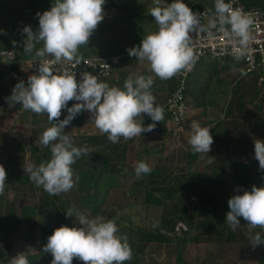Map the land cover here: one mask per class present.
Here are the masks:
<instances>
[{
  "label": "clouds",
  "instance_id": "1",
  "mask_svg": "<svg viewBox=\"0 0 264 264\" xmlns=\"http://www.w3.org/2000/svg\"><path fill=\"white\" fill-rule=\"evenodd\" d=\"M106 0H53L50 10L37 13L38 30L30 25L22 29L26 35L23 51L38 62V74L16 83L12 94L6 98L11 105L20 104L24 110L37 115L47 113L51 127L43 131L40 143L50 147V159L39 165H24V172L30 181L49 196L67 193L75 186L74 165L79 158L89 155L86 146H75L73 138L65 132L72 120L82 111L90 114V122L107 135L108 140L119 143L121 138L131 140L142 133L152 132L158 122L164 121V109L156 103L152 92V76L130 74L123 87L110 86L100 77L84 71L77 80L76 73L65 69L53 74L51 64H79V49L87 46L90 37L105 17ZM155 6L148 11L154 18L157 30L143 36L138 46L127 49L130 57L147 62L150 71L161 80H168L183 72L191 71L197 54L194 51L193 35L207 32L213 36V29L229 38L231 54L240 61L254 40L250 14L233 8L231 2L214 0V8L209 9L212 19L207 24L201 22V13L193 12L184 0H173L161 6V0H154ZM3 33V30H0ZM17 44L13 41V45ZM37 45H42L37 47ZM47 57H51L49 60ZM31 63V61H29ZM70 101H75L68 107ZM62 110L67 111L60 119ZM153 123L144 125V115ZM214 143L210 127L198 122L191 125L188 144L193 154L203 157L211 151ZM254 158L259 169L264 170V140L254 141ZM210 157L208 163H213ZM151 167L146 162H138L135 167L137 179L150 174ZM7 173L0 164V194H3ZM235 195L228 200L229 211L225 223L235 232L240 227V218L247 222L246 233L250 246L264 244V186L252 185L251 190ZM75 217L79 227L61 225L48 237L43 252L51 253V264H73V260L83 264H125L133 256L129 238L120 234V229L112 219L97 215L88 218L66 211V217ZM254 229L261 231L253 232ZM8 264H29L25 252L9 259Z\"/></svg>",
  "mask_w": 264,
  "mask_h": 264
},
{
  "label": "rangeland",
  "instance_id": "2",
  "mask_svg": "<svg viewBox=\"0 0 264 264\" xmlns=\"http://www.w3.org/2000/svg\"><path fill=\"white\" fill-rule=\"evenodd\" d=\"M110 1L121 9H125L130 15H136L137 19L130 39L134 37L131 40L142 39L143 36L154 32V18L148 11L155 6L154 0ZM35 2L38 12L42 14L44 11L50 10L53 0H35ZM195 3L206 8L214 6V0H187L188 6ZM27 10L28 4L25 1L18 0L11 3L9 0H0V30H3V33H0L1 51L3 48L15 51L17 50V44L18 46L23 45L26 35L22 33V29L28 24ZM117 17L120 18L121 15H117ZM111 18L116 19L115 16H111ZM2 21L5 24H2ZM37 21L38 28L39 20ZM102 23L104 25V19ZM33 31H36V29H33ZM13 41L17 42L15 46ZM41 46L37 45V47ZM107 52L99 51L89 54L93 56H110V53ZM20 53L23 54L24 51ZM79 55L87 56L83 53ZM25 56L31 58L29 54ZM229 60L220 61L221 64L218 68L213 65L214 62L202 60L193 76L194 80L197 81L198 89L208 86L207 96L213 99L214 103H208L207 108L202 109L197 106L198 102L195 98L189 97L190 113L183 126L179 129H170L168 122L167 126L163 128L162 134H154L151 139L144 138L142 134V137H135L132 143H128L127 166L129 165L132 169L130 172L134 171L138 162L141 161L146 162L152 170L165 168L169 170L168 174L171 172L170 177L161 178L155 183L158 184L157 187L160 191L157 196L165 199L169 207L167 215L173 221L174 232L170 234L163 232L166 237L164 241L161 244L149 246L140 264H259L261 248L259 245L255 248L250 246L248 238L244 243H227L218 238L207 239L203 237L200 238L203 242H195L198 235L196 221L201 217L194 211V207L200 204L199 198L194 196V189L197 186H203L214 196H218L222 202H228L232 197L227 192L219 195V185L213 183L212 173L221 171V167L224 165L229 187L234 188V190L239 188L240 194L244 190H251L252 185L257 187L264 185V170L259 169L258 161L254 158V141L259 136L255 133L247 115V112L253 108L248 104L252 93L261 88L258 85V74L247 75L244 73V69L228 65ZM239 63L241 62L239 61ZM236 84L239 88L235 92L232 89L236 88ZM7 94L3 99L0 98V118L4 119L0 122V164L3 165L5 170L9 169L6 168L4 162L6 159L4 145L11 147L12 151L18 155H25L24 165H27L32 163V145L43 146L40 143V137L44 130L51 127V124L47 122V114L36 115L22 109L20 104L13 106L6 100L12 93ZM73 103L70 101L68 106L71 107ZM83 114H85L84 111L78 114L75 120ZM66 115L67 111L62 110L60 119H64ZM193 122L210 127L214 143L208 155L204 154L201 157L198 154L197 163L189 168L187 154L193 152L188 144V139L191 135ZM173 131L176 134H173ZM65 132L67 131L65 130ZM226 132L230 134L233 140L225 139ZM96 133L102 134L93 123L88 122L82 128L68 130L67 134L75 137L86 134L98 135ZM48 148L50 149V147ZM210 157L214 159L211 164L208 163ZM36 159L37 162L34 163L36 165L45 162L40 156ZM241 171L242 174L239 173ZM137 183L138 180L133 179L131 187L136 186ZM42 192H44L43 188H37L23 169L18 177L17 173L13 171H11L10 176L7 175L5 189L1 196L5 197V208H9L10 204L15 201L17 218L23 207L41 204ZM89 192L90 196L94 194V190ZM171 193H176L174 199L168 200ZM235 194H237L236 191ZM57 197L60 199H55L53 201L54 205L42 209L41 217L37 220L39 225L33 241L24 240L23 235L26 236L25 234L13 238L11 253H7L5 249H2L3 245L0 244V250L5 253L4 258L0 260V264H8L10 258L21 252H25L27 258L36 256L35 264H51L53 259L51 253L43 252V247L47 244L44 238L46 218L48 214H52L58 219L60 225L78 226L79 224L74 216L66 217V211L70 207L74 209V213L83 214L88 218L100 215L106 219L121 222L124 226L129 224L139 226L141 218H145L142 213L143 209L139 207H124L121 210L116 206L112 208L111 205H121L122 203L124 205L127 202L125 201L126 198L119 192L118 183L106 186L97 204L98 208L96 206L81 208L82 205L79 204L80 191L76 187ZM130 202L132 203L133 200H130ZM240 222L247 226V222L242 217ZM252 231L261 230L254 229ZM73 264H83V262L74 259Z\"/></svg>",
  "mask_w": 264,
  "mask_h": 264
},
{
  "label": "trees",
  "instance_id": "3",
  "mask_svg": "<svg viewBox=\"0 0 264 264\" xmlns=\"http://www.w3.org/2000/svg\"><path fill=\"white\" fill-rule=\"evenodd\" d=\"M18 0H9L14 3ZM25 1L28 4V10L26 12V18L28 24L32 29H37L38 26V7L35 0H20ZM226 1V0H225ZM246 8H262L264 6V0H242ZM173 0H161V6H166ZM187 4V0H184ZM192 10L201 7L195 3L189 6ZM214 6L209 9H213ZM118 14L121 15V20L126 25L127 31L132 28L137 19L136 15L128 13L125 9L120 7H114ZM26 26V25H25ZM21 52V51H20ZM18 53V57L22 58ZM220 61H215L214 66L218 68ZM231 67L238 66L244 69L246 74V66L244 63H239L234 59H230L227 62ZM198 68V67H197ZM2 74H5L3 69H0ZM194 71L188 82V89L186 94L188 97H193L197 100L198 105L202 109H206L208 103H214L213 99L208 98L207 91L208 86L198 89L197 81L194 80ZM7 74V73H6ZM171 87L169 96L175 90L174 81L168 80ZM206 86V85H205ZM233 88V91H238V85ZM168 96V97H169ZM252 109L247 112V115L251 121L255 133L259 136L258 139L264 140V87L258 88L252 93V96L248 102ZM191 104L189 102V108ZM69 107V106H68ZM1 116V115H0ZM170 119L168 108L164 109V121ZM47 122L48 119H47ZM150 124L149 118L144 119V125ZM84 125L83 119L78 117L66 126V131L73 128H80ZM143 136H147L149 132L142 133ZM225 139H231L228 132L225 133ZM75 146L81 147L86 146L88 148L89 155H84L72 165L74 170V181L75 186L80 191V203L81 208L86 206H96L100 201L103 191L106 186L112 183H118L119 192L126 198V203L120 205H111L112 208L116 206L118 209H124V207H139L142 208V213L145 218H141L140 225L134 226L129 224L127 226L122 225L121 222H116L120 229V234H126L129 238V243L132 248L133 256L130 261H126L125 264H140L141 259L147 252L149 246L154 244H161L166 238L163 232L170 234L174 232L173 221L167 215L169 207L166 204V200L162 197H158L159 191L158 184L155 182L161 178H167L171 176L168 169L158 168L151 171L150 174L142 176L140 179L136 178L135 169L130 172L129 165L127 166L129 144L134 139L125 141L121 138L119 143H111L107 135L102 133L98 135H82L72 137ZM233 140V139H231ZM4 154L6 159L7 175L11 171L17 173V177L20 175V171L24 169L25 155H18L12 148L4 145ZM226 152V151H225ZM50 149L44 146H34L31 148V161L36 163V157L40 156L43 160L47 161L50 159ZM199 158L198 154L188 153L187 164L189 168H192ZM221 171H217L211 174V179L214 184L219 185V195L227 192L229 195H235L234 188L229 187V180L227 179L224 172V165L221 167ZM242 174L243 172H239ZM11 178V177H10ZM138 180L136 186H132V180ZM264 186V185H263ZM133 190H132V189ZM148 188V189H145ZM151 188V189H150ZM158 189V190H157ZM91 190H94V194L90 196ZM43 198L40 205L23 207L20 211L19 217L16 218V205L15 201L10 204L9 208H5L4 205L5 197L0 194V244L7 253H11L13 250L12 239L19 237L23 234V239L27 241H33L36 235V229L39 223L37 220L40 219L42 209L50 207L55 199H60L57 196H49L45 191L42 192ZM176 193H171L168 200H173ZM194 196L199 198L200 204L194 207V211L200 215V219L196 221V230L198 235L196 236L195 242H203L200 238L213 239L218 238L224 240L227 243H244L247 239L246 233L248 232V226L240 222V227L233 232L226 221V213L230 210L228 202L220 201L218 196H214L205 187L197 186L194 189ZM130 200L133 202L131 203ZM130 202V203H129ZM78 204V203H77ZM78 204V205H79ZM96 210V209H95ZM60 222L52 214H48L46 218V231L44 234L45 240L48 242V237L53 234L54 230L60 227ZM173 226V227H172ZM74 227V226H71ZM75 227H79L75 226ZM261 235L264 236V231H261ZM261 248L259 264H264V244L259 245ZM5 256V253L0 250V260ZM30 264H35L37 257L28 258Z\"/></svg>",
  "mask_w": 264,
  "mask_h": 264
},
{
  "label": "built area",
  "instance_id": "4",
  "mask_svg": "<svg viewBox=\"0 0 264 264\" xmlns=\"http://www.w3.org/2000/svg\"><path fill=\"white\" fill-rule=\"evenodd\" d=\"M225 2H231L233 8H238L250 14L253 18L252 35L254 36V40L250 43L247 54L240 62L246 66L247 75L258 74V85L264 87V6L262 8H246L242 0H226ZM208 10L209 8L202 6L192 11L201 13V22L207 24L213 18ZM212 31L213 36H209L207 32L192 33L194 51L198 59L191 71L183 72L168 79L173 80L175 86V90L168 97L166 104L170 115V129H179L188 119L190 100L186 91L188 89V82L200 62L202 60L215 62L234 59L231 54L232 45L229 42V38L215 29ZM122 58L124 56L82 57L79 64H51L50 67L53 74H60L65 69L71 73H76L77 80L80 79L81 72L87 71L100 77L106 83H117L119 79L115 77V69L121 64ZM47 59L51 60L52 58L47 57ZM0 69H3L5 73L9 74L18 83L21 80H28V77L33 74H38V62L34 58H19L18 53L15 51L2 50L0 51ZM173 134H176V132L173 131Z\"/></svg>",
  "mask_w": 264,
  "mask_h": 264
},
{
  "label": "crops",
  "instance_id": "5",
  "mask_svg": "<svg viewBox=\"0 0 264 264\" xmlns=\"http://www.w3.org/2000/svg\"><path fill=\"white\" fill-rule=\"evenodd\" d=\"M103 7H104V12H105L104 25L101 22L98 25L97 29L94 31L93 35L90 37L88 45L82 46L79 49V54L83 53V55H87V56L80 55V57L82 58V57L124 56V58H122L121 60V64L115 69V77L118 78L119 81L117 83L108 82V84L110 86H117V87L122 88L124 81L130 74L134 76L136 75L152 76L154 79V85L152 88V92L154 96L156 97V103L160 105L163 109H165L168 96L171 90L168 80H161L158 77H156L150 71V66L148 65L147 62L138 61L136 57L129 56L127 49L133 46H138L141 43L142 39H139V40L136 39V41L131 40L134 36L130 39V36L132 35V31H133V26L130 30L127 31L126 25L124 27V24L122 23V20L120 19L121 17L120 18L117 17L118 12L117 10L114 9V7H118V6L112 4L110 0H106V3ZM111 16H115L116 19L111 18ZM2 24H5V22L2 21ZM36 30H38V28ZM156 30H157L156 23L154 22V31ZM16 49L17 50L15 51L17 52H20V51L23 52V45L18 46L17 44ZM2 50H5V49L3 48ZM99 51L100 52L108 51L107 53H110V56H93L89 54V53L94 54ZM23 54L20 55L23 59L33 58L32 56L31 58H27L25 56L26 53L24 55ZM24 82H25V85L27 86V80H25ZM16 83L17 82L9 74H6V73L2 74L0 70V98L3 99L4 97L8 95L7 93H12V90L14 86L16 85ZM27 111L31 112L29 110ZM84 113L85 114H83V116L80 115L79 117L83 119V123L86 125L88 122H90L89 121L90 114L87 111H84ZM147 118H149L150 123H153L151 118L145 114L144 119H147ZM3 120H4L3 118H0V122ZM168 122H169L168 119H166V121H163V122H158L156 128L152 132H149L147 136H144V138L151 139L153 138L154 134H162L163 128L164 126H167L166 124H168ZM137 137L138 138L142 137V134L141 136H137Z\"/></svg>",
  "mask_w": 264,
  "mask_h": 264
}]
</instances>
